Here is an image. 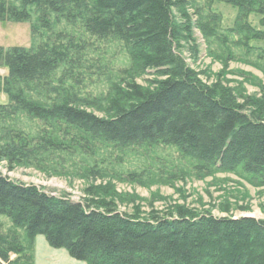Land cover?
<instances>
[{
	"label": "trees",
	"instance_id": "1",
	"mask_svg": "<svg viewBox=\"0 0 264 264\" xmlns=\"http://www.w3.org/2000/svg\"><path fill=\"white\" fill-rule=\"evenodd\" d=\"M194 1L0 0V23H29L32 37L41 40L30 48L0 47V69L8 70L0 75V94L9 100L0 105L1 125L19 114L45 125L32 138L2 128L0 162L41 168L85 144L116 152L171 147L194 161L198 174L241 170L264 185V106L247 109L221 85H205L182 57L181 43L194 28L179 22L178 14L189 22ZM207 2L239 9V31L264 40V0ZM195 9L196 15L204 11ZM250 15L260 17L262 31L251 26ZM63 25L76 33L57 30ZM197 27L207 35L204 24ZM115 42L128 49L135 68L161 80L151 92L125 94L132 102L114 103L104 119L83 109L91 103L68 82L75 75L79 81L89 48ZM115 201L114 194L98 191L75 202L0 173V216L24 231L31 252L43 236L51 248L85 264H264L263 221L183 209L139 218L118 212ZM33 253L16 235L0 237V264H33ZM11 255L20 258L12 261Z\"/></svg>",
	"mask_w": 264,
	"mask_h": 264
},
{
	"label": "rangeland",
	"instance_id": "2",
	"mask_svg": "<svg viewBox=\"0 0 264 264\" xmlns=\"http://www.w3.org/2000/svg\"><path fill=\"white\" fill-rule=\"evenodd\" d=\"M194 4L204 7L202 14L196 15L193 6L188 9L187 23L178 14L179 22L188 28L190 23L194 28L193 35L181 43L186 64L205 85H221L228 90L237 104L251 110L259 104L264 106V40L239 31V9L222 3L207 6V0H195ZM198 21L207 27V35L195 28ZM248 21L256 30H263L259 16L250 15ZM57 30L76 33L64 25ZM40 43L39 38L32 37L29 23H0V47L30 48ZM87 52L85 69L78 73L79 81L75 75L68 86L92 105L82 108L99 118L110 117L114 103L129 105L132 101L125 94L131 90L151 92L161 80L152 71L135 68L130 52L121 43L97 44ZM0 75L6 77L8 70L1 68ZM8 102V97L0 94V105L6 106ZM1 122L0 137L2 128L23 132L31 138L45 129L40 121L21 114L5 120L4 125ZM41 166L11 167L0 162V173L11 181L34 185L56 197L66 195L75 202H82L98 191L111 193L116 197L118 212L139 218L183 209L195 215L209 213L216 219L264 222V185L241 170L216 171L210 176L198 174L195 162L182 157L175 148L116 152L85 144ZM14 235L31 256V240L9 219L0 216V237L10 239ZM18 258L11 255L12 261ZM18 264H26V260Z\"/></svg>",
	"mask_w": 264,
	"mask_h": 264
},
{
	"label": "crops",
	"instance_id": "3",
	"mask_svg": "<svg viewBox=\"0 0 264 264\" xmlns=\"http://www.w3.org/2000/svg\"><path fill=\"white\" fill-rule=\"evenodd\" d=\"M33 250V264H85L72 259L66 250L51 248L43 236L35 239Z\"/></svg>",
	"mask_w": 264,
	"mask_h": 264
}]
</instances>
